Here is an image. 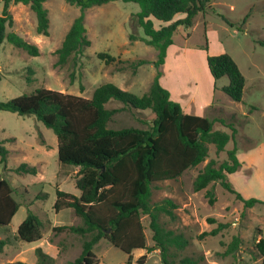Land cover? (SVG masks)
Instances as JSON below:
<instances>
[{
	"label": "rangeland",
	"instance_id": "obj_1",
	"mask_svg": "<svg viewBox=\"0 0 264 264\" xmlns=\"http://www.w3.org/2000/svg\"><path fill=\"white\" fill-rule=\"evenodd\" d=\"M5 1L0 0V16ZM44 6L49 11V36L37 33V18L30 6L10 3L9 11L14 22L7 27V32H15L36 45L40 55L31 56L7 41L1 45L3 79L0 83V102L31 94L40 88L91 99L95 90L107 83L139 96L148 93L157 73L153 62L157 60L158 51L141 39L147 37L138 24L137 15L141 11L138 4L114 1L82 10L66 0H49ZM209 7L197 16L192 28L180 27L177 30L174 46L180 47V54L162 69L165 72L163 85L167 88L180 78L186 83L192 79L197 84L196 89L202 85L200 100L203 102L208 92L214 91V78L208 69L207 56L228 53L233 57L247 81L242 102H235L222 92V88L229 84V79L224 77L215 81L218 102L213 107L214 113L207 111L202 116L225 119L237 128L235 144L243 166L237 173L228 176V181L246 199L264 201V0H211ZM82 13L85 14L91 45L83 54L58 67L56 51ZM155 25L160 28L163 24L156 22ZM133 34L140 39L132 42L130 36ZM101 54H108L115 61L101 59ZM140 59L150 63L134 71L130 64ZM30 70L33 71L31 76ZM29 77L32 81L28 80ZM107 107L121 108L123 104L113 100ZM153 119L151 110H123L114 116L109 127L145 129L147 125L141 120L151 124ZM216 129L224 130V127L216 124ZM0 140L9 151L7 163H0V180L11 184L15 190L14 198L21 204L10 226L6 229L0 227V241L6 243L0 249V264L16 261L34 264L37 260L35 249L38 247L49 255L55 254L58 248L55 264L74 262L89 237L83 238L70 231L55 232L52 228L82 224L72 208L58 213L54 210L57 189L80 195L76 187L78 169L59 162L56 134L35 116H20L0 110ZM233 147L234 141H231L227 150ZM226 159L227 152L217 154L215 146L210 145L209 158L204 163L187 170L176 180L157 183L153 190V202L171 198L178 206L175 210L177 219L163 216L162 221L170 229L184 234L191 243L179 258L204 255L206 260L201 264H264L260 257H254L256 243L264 237V205L245 209L244 203L219 182L199 192L194 189L198 173L210 160L220 164ZM24 163L36 166L38 174L16 172ZM209 189L215 194L213 203L207 196ZM43 194L48 195L47 199H37ZM29 209L50 222L38 243H27L17 238V229ZM213 220L229 223L230 226L212 236L211 232L218 226ZM142 222L147 244L153 247L155 242L150 220L142 216ZM234 236L242 239L240 250L235 255L221 256L219 253L225 251ZM94 253L100 264H142L144 255V264H163L159 250L151 253L135 250L131 261H128L127 254L106 240L94 246Z\"/></svg>",
	"mask_w": 264,
	"mask_h": 264
},
{
	"label": "trees",
	"instance_id": "obj_2",
	"mask_svg": "<svg viewBox=\"0 0 264 264\" xmlns=\"http://www.w3.org/2000/svg\"><path fill=\"white\" fill-rule=\"evenodd\" d=\"M30 6L37 18L36 31L39 35L49 36V11L44 4L49 0H6L0 16V47L7 41L14 47L31 56L40 55L39 48L26 41L15 32H7L13 25L9 11L10 3ZM114 1L133 2L140 6L138 24L144 29L147 38H141L147 45L158 51L153 62L156 76L148 93L143 96L123 90L113 83L98 87L91 99L54 91L47 88L37 89L31 94L22 95L6 102H0V110L17 113L20 116H35L38 121L52 129L58 140V158L63 166L78 169L76 187L80 195L56 190L55 212L72 208L82 224L78 226H53L55 232L70 231L83 238L89 237L83 244L81 255L68 264H100L94 253V246L106 240L115 248L128 255L131 261L135 250H147L149 253L159 250L163 264H201L204 255L199 258L182 257L189 246V239L182 233L170 229L162 221L166 216L177 219V204L171 198L153 202V190L156 184L180 178L187 170L196 168L209 158L210 145L216 153L227 152V159L218 164L210 160L201 170L195 181L194 189L199 192L219 182L221 186L244 203L245 209L257 204L264 205L258 198L243 197L228 176L237 173L243 166L238 157L235 144L237 128L222 118L210 119L186 114L180 103L171 99L170 92L161 84L164 75L162 68L166 62L167 51L174 44V36L180 27L192 28L199 14L205 13L211 0H66L82 10L102 6ZM180 16V17H179ZM179 18L175 20L176 18ZM156 22L163 24L156 27ZM132 42L140 39L135 34ZM91 41L87 35L85 14L82 13L73 22L62 46L56 51V65L62 67L71 58H75L89 48ZM208 46V44H206ZM208 51V47H205ZM101 59L115 61L108 54ZM150 63L146 59L132 62L134 71ZM208 69L215 81L227 77L229 84L222 91L233 101L242 102L246 87V77L237 62L228 54L207 56ZM33 71L30 70V76ZM3 74L0 68V83ZM32 81L31 77L28 78ZM217 88V87H216ZM123 104L121 108H108L111 101ZM123 110L147 111L154 114L152 123L141 120L147 128L109 127L114 116ZM216 124L225 130L216 129ZM234 141V147L227 146ZM45 145V140L42 139ZM9 151L0 140V163H7ZM16 172L37 175L36 166L21 164ZM14 188L7 180H0V227L6 229L12 223L21 204L14 198ZM207 196L213 203L215 194L212 189ZM43 194L37 199L45 200ZM142 216L150 220L155 245L149 247L142 222ZM245 216V212L243 213ZM211 232L218 235L229 228V223H220ZM50 224L31 209L17 229V238L27 243H38L44 237V230ZM6 243L0 241V249ZM242 239L234 236L226 245L221 256L235 255L241 248ZM254 257L264 262V237L255 246ZM35 264H55V259L41 247L35 249ZM146 256H142L141 263ZM179 260L177 261V259ZM8 264H27L22 261Z\"/></svg>",
	"mask_w": 264,
	"mask_h": 264
},
{
	"label": "crops",
	"instance_id": "obj_3",
	"mask_svg": "<svg viewBox=\"0 0 264 264\" xmlns=\"http://www.w3.org/2000/svg\"><path fill=\"white\" fill-rule=\"evenodd\" d=\"M179 54H180V47H175L174 44L172 46H170L168 48V51H167L166 62L164 64L163 68H165L169 65L170 60L171 61L176 60ZM163 72H164V70H163ZM164 77H165V74L161 78V84L162 85H163ZM191 80H188L189 83L188 82L186 83L185 81H182V79L180 78L177 80L176 83L167 85L168 89L167 88L166 89L170 92L171 99L175 102L180 103L184 112L186 114H189V115L204 117V116H202L204 112L207 113V111L208 112L211 111L212 113H214L213 107L216 106V103L218 102L216 100L217 95L215 94V92H216L215 90H218V88H216L217 86H216L215 80H214V84H213L214 91L210 90L208 92V96L206 98H204L203 102L201 101L202 99L200 100V93H202V85L196 89L197 84ZM224 130H225V128H224ZM58 254H59V250H58V248H56V253L53 255H50V256L53 257L54 259H56V258H58Z\"/></svg>",
	"mask_w": 264,
	"mask_h": 264
}]
</instances>
